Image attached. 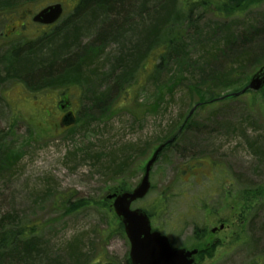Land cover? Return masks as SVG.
Instances as JSON below:
<instances>
[{
  "label": "rangeland",
  "instance_id": "374dc122",
  "mask_svg": "<svg viewBox=\"0 0 264 264\" xmlns=\"http://www.w3.org/2000/svg\"><path fill=\"white\" fill-rule=\"evenodd\" d=\"M35 1L22 10L34 13L61 2L62 20L46 31L17 30L11 29L16 14H0V229L34 227V264H126L130 243L125 233L112 234L119 220L103 198L120 181L129 189L138 183L152 151L193 106L239 89L264 63V0L232 16L197 5L186 21L182 10L173 21L187 47L161 60L151 46L123 55L110 37L89 45L99 25L69 50L79 85L50 89L45 96L7 78L3 61L10 50L3 47L29 43L43 32L51 36L38 47L54 39L52 46L63 39L61 30L90 20L72 15L76 0ZM196 1L188 0L187 7ZM127 63L132 66L126 77ZM60 98L69 100L75 114L70 128L60 125ZM204 105L154 165L150 191L132 208L151 214L153 229L176 248L196 247L194 231L202 229L200 245L211 249L196 264H264V108L258 96L247 94ZM80 199L89 205L67 213Z\"/></svg>",
  "mask_w": 264,
  "mask_h": 264
},
{
  "label": "trees",
  "instance_id": "16d2710c",
  "mask_svg": "<svg viewBox=\"0 0 264 264\" xmlns=\"http://www.w3.org/2000/svg\"><path fill=\"white\" fill-rule=\"evenodd\" d=\"M30 1L14 0L0 4V12L17 10L16 7L28 4ZM259 1L199 0L192 2L190 4L191 7H187L189 5L188 0H76V6L72 15L75 18L81 17L82 19L87 17L90 21L84 23L86 26L80 28L78 24L73 23L72 27H66L59 32L63 36V39L55 42L52 46L51 44L54 39L49 40L48 43L50 45L45 43L44 47H38L40 41H47L51 36L49 32L43 33L39 38L30 43H13L10 47H7L8 49L6 50L10 51L3 61L7 66V78L23 83L32 93L59 87L63 88L68 85H79V68L75 62L76 56L70 55L71 51L69 50L74 48V42L76 43L80 35H86L98 30L99 25L102 27L100 28V33L96 36L97 38L89 42V45H94L97 40L100 41L99 36L110 37L108 39H112L120 45L123 55L129 53L128 56H132L134 55L132 52L135 51L142 53L148 46H151L153 54L158 56L159 60L163 59V56L167 54H172L170 57H173L174 55H179L180 52L183 53V50L187 47L185 44H180L179 32L181 31L176 27L177 22L173 21L177 19L176 14L180 15L179 12L183 13L182 10L188 12L187 17H185V14L183 15L184 19L191 21L197 5L204 10H213L217 15L232 16L245 8L247 9L252 5L261 3ZM175 5L179 6L178 9ZM165 23H167V27L163 28ZM22 28L25 29L24 26ZM158 47H160V50L156 52ZM226 50L230 52L229 48ZM244 55L246 53L240 56L241 62H244ZM127 64L129 65L123 70L124 74L127 73L126 77L132 66L131 63ZM10 75L12 77H9ZM117 80H122V76L119 75ZM36 83L38 84L37 86H32V84ZM170 86L173 87V83ZM247 94L251 95V97L258 96V100L264 108V86L257 92L249 91ZM163 96L161 94V97L157 98L156 103L152 107L153 112L159 108ZM208 101H202L201 106H205L204 104ZM157 102L158 105H156ZM188 121V119H185L184 122ZM176 141L177 137L173 142L166 143L160 157L164 152L174 147L177 143ZM124 165L121 163L119 167H123ZM113 173L117 174L115 171ZM118 180L122 179L119 178ZM127 189L129 187L125 185L124 181H120L115 187L109 188L108 192H120ZM262 193L264 194V191ZM89 203L90 201L87 199L77 200L67 207L66 212H75L89 205ZM149 216L151 217V214ZM201 231L202 229H195L194 231L197 242L196 247L199 248V257H202L203 254L208 253L211 249L207 244L200 245L199 238L201 235L199 233ZM113 232L124 234L120 222H117L115 228H112V234ZM34 234V227L1 228L0 264H12L16 262L19 264H34L36 259H34L35 257L30 251L34 244L32 242ZM125 262L126 264H130L128 257H126ZM108 264H111V262Z\"/></svg>",
  "mask_w": 264,
  "mask_h": 264
},
{
  "label": "water",
  "instance_id": "95a60500",
  "mask_svg": "<svg viewBox=\"0 0 264 264\" xmlns=\"http://www.w3.org/2000/svg\"><path fill=\"white\" fill-rule=\"evenodd\" d=\"M62 13L60 3H54L42 8L33 16V21L42 24L55 22ZM264 85V65L251 77L246 89L259 90ZM235 95L239 93H233ZM194 108L191 110V112ZM74 123L72 112L66 113L62 118L63 125ZM173 139L168 140L172 142ZM165 143L160 144L146 161L144 172L137 185L129 191L112 193L107 196L113 199L112 207L123 225L125 235L130 243L129 259L131 264H194V256L198 249L173 248L168 238L159 231L152 230L150 217L141 208H132L131 204L143 198L151 187L150 171L156 162ZM223 225L220 226L222 228ZM214 232L215 229H212Z\"/></svg>",
  "mask_w": 264,
  "mask_h": 264
},
{
  "label": "bare ground",
  "instance_id": "6f19581e",
  "mask_svg": "<svg viewBox=\"0 0 264 264\" xmlns=\"http://www.w3.org/2000/svg\"><path fill=\"white\" fill-rule=\"evenodd\" d=\"M57 3H60L61 4V6H62V13H61V16L55 21V22H53V23H50V24H42V23H39V22H35V21H33V19H30V21L29 22H27V20L24 18V19H22L21 20V22H22V25L23 26H32V27H35V26H41V27H43L45 30L44 31H46V29H51V27H54L58 22H60L61 20H62V18H63V16H64V5L61 3V2H57ZM76 3V2H75ZM50 4H54V3H49V4H46V5H44V6H41L40 8L42 9V8H45L46 6H48V5H50ZM75 6H76V4H75ZM75 8V7H74ZM74 8H73V10H74ZM73 10H72V12H73ZM9 14H11V13H9ZM16 16L15 15H13L12 16V25L16 22V20H17V17L15 18ZM26 22V23H25ZM8 30H9V28H8ZM9 32V31H8ZM7 32V33H8ZM44 33V32H43ZM6 34V33H5ZM3 35L5 38H8V36H6V35ZM32 39V41L33 40H35L36 39V36L34 37V38H31ZM30 43V42H29ZM13 43H10V44H8V45H5L3 48H7V47H10L11 45H12ZM0 49H2V48H0ZM264 65V63H262L259 67H258V69L257 70H259L262 66ZM60 88V87H59ZM59 88H54V89H59ZM48 90H43V91H41V92H38V93H36L35 95H37V96H39V95H43V96H45V95H47V92ZM39 93H41V94H39ZM44 93V94H43ZM34 95V97H36ZM233 92H229V93H226V94H224V97H228V98H231V97H233ZM47 97H50V96H47ZM49 99V98H48ZM220 99H221V96H217V97H214V98H212L211 100H209L207 103H212V102H218V101H220ZM56 101V100H55ZM66 99L65 98H63V99H61L60 98V100H59V102H58V106H61V105H65L66 104ZM55 103V102H54ZM56 103H57V101H56ZM193 113H194V110L191 112V111H189V113H188V117H189V120H191V118H192V115H193ZM76 123V119H75V121H74V123H72L71 125H69V126H67L66 128H70L71 126H73L74 124ZM187 127H189V125H187V124H184V125H181L180 127H178V129L176 130V132L175 133H173L169 138H167L164 142H168V140H170V139H175L177 136H179V135H182L187 129ZM121 192H123V191H120V192H108L107 194H106V198H107V196L109 195V194H112V193H121ZM145 197V196H144ZM143 197V198H144ZM142 199V198H141ZM107 200L108 201H110V203H111V206H110V210L112 211V212H114V210H113V207H112V201H113V199H109V198H107ZM138 200H140V199H137V200H135L134 202H136V201H138ZM134 202H132V204L134 203ZM132 204H131V206H132ZM197 263V260H195L194 261V264H196Z\"/></svg>",
  "mask_w": 264,
  "mask_h": 264
},
{
  "label": "flooded vegetation",
  "instance_id": "af4514ba",
  "mask_svg": "<svg viewBox=\"0 0 264 264\" xmlns=\"http://www.w3.org/2000/svg\"><path fill=\"white\" fill-rule=\"evenodd\" d=\"M32 16H33V12L31 11V10H27V11H25V12H23L22 13V15H21V17H19L17 20H16V23H15V26L17 27L18 25H21L22 24V22H21V20L22 19H28V18H32ZM15 26H12L11 27V29L12 28H15ZM10 30V29H9ZM9 33V32H8ZM8 33H6L5 35L6 36H8L9 34ZM67 109L68 108H64V109H61L63 112H65V111H67Z\"/></svg>",
  "mask_w": 264,
  "mask_h": 264
}]
</instances>
